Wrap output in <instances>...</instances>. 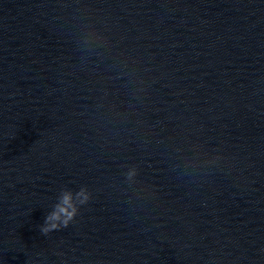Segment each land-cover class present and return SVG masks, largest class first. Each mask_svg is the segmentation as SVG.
Instances as JSON below:
<instances>
[{
	"label": "clouds",
	"instance_id": "1",
	"mask_svg": "<svg viewBox=\"0 0 264 264\" xmlns=\"http://www.w3.org/2000/svg\"><path fill=\"white\" fill-rule=\"evenodd\" d=\"M138 176L139 168L136 165L127 166V170L123 172L124 180L129 184L135 183ZM92 199L93 193L86 185L80 186L76 191L69 188L61 189L57 202L39 228L41 234L47 237L53 232L69 228L76 221L81 208L87 206Z\"/></svg>",
	"mask_w": 264,
	"mask_h": 264
}]
</instances>
